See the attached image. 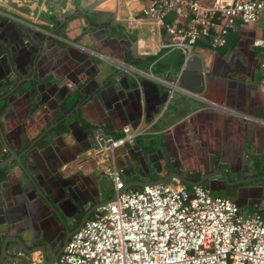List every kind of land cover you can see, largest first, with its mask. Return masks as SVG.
<instances>
[{
  "label": "crops",
  "instance_id": "crops-1",
  "mask_svg": "<svg viewBox=\"0 0 264 264\" xmlns=\"http://www.w3.org/2000/svg\"><path fill=\"white\" fill-rule=\"evenodd\" d=\"M147 2L0 0V161L7 163L0 168V244L6 248L12 237L16 248L50 243L96 215L114 192L112 166L120 183L170 177L166 183L187 189L177 175L191 185L210 171L213 178L201 185L211 194L243 213L261 211L264 168L252 171L250 162L264 150V48L251 41L264 36L263 16L236 19L222 47L196 44L179 86L202 99L173 92L150 133L111 151L105 140L99 144V135L113 140L122 126L152 120L167 92L109 59L167 81L176 77L180 54L162 46L167 34L141 17ZM94 127L99 135L91 134ZM33 179L41 196L32 191ZM30 238L36 242H21ZM36 255L19 250L0 264H30Z\"/></svg>",
  "mask_w": 264,
  "mask_h": 264
},
{
  "label": "built area",
  "instance_id": "built-area-1",
  "mask_svg": "<svg viewBox=\"0 0 264 264\" xmlns=\"http://www.w3.org/2000/svg\"><path fill=\"white\" fill-rule=\"evenodd\" d=\"M173 13L170 22L164 19ZM264 14V0H148L142 18L155 22L168 36L162 46L176 49L180 64L176 77L167 81L139 72L129 63L112 61L116 69L164 84L166 98L152 120L141 127H121V136L105 149L151 132L169 104L173 92L190 98L200 95L177 84V75L204 41L210 49L226 44L236 30L235 20L253 23ZM252 47L264 48V36ZM264 70V59L259 63ZM116 190L117 171L108 172ZM67 239L63 250L49 264H264V200L261 211L243 213L229 198L211 194L202 185L189 189L171 183L144 185L120 193L97 208ZM30 264H44L39 255Z\"/></svg>",
  "mask_w": 264,
  "mask_h": 264
},
{
  "label": "water",
  "instance_id": "water-1",
  "mask_svg": "<svg viewBox=\"0 0 264 264\" xmlns=\"http://www.w3.org/2000/svg\"><path fill=\"white\" fill-rule=\"evenodd\" d=\"M187 71H181L178 75H177V83L178 85L182 86V83H184V79L187 77L186 76ZM198 75V78H200L199 80V84H202V77L199 73H196ZM197 91V90H196ZM102 130H99L98 127H94L91 128V134L92 135H99L101 133ZM2 138V136H1ZM98 142L99 144L102 146L103 145V141L105 140L104 145H108L111 141V137L108 134L107 137H105L104 139H102L100 137V135L98 136ZM100 139V140H99ZM7 163H3L2 161H0V168H4V166ZM261 166V169L264 168V150H261L259 153L255 154V156L252 158L251 162H250V169L253 171L258 170ZM210 174H208L207 176H205V178L203 179H199L197 182H193V184L189 185L188 183H186V180L184 178H182L181 176L177 175L178 177V182L180 184H185L187 186H193V185H201L203 182L205 181H209L210 179L213 178V173H211L209 171ZM215 177V176H214ZM170 177H167L165 179L162 178H155L153 180H139V181H127V182H122L120 183V186L114 190L113 194L111 195V198L105 202H103L102 205L106 204L107 202L114 200L115 197L117 195H119L120 193H122L123 191L131 188V187H142L144 185H153V184H157V183H165L167 182V180ZM34 180V179H33ZM36 180H34L35 182ZM32 191H36L37 194H39L41 196V191H39V187L38 185L35 184L31 187ZM26 191V190H25ZM24 191V192H25ZM234 202V201H233ZM235 203V202H234ZM236 204V203H235ZM96 214H99V212H95ZM9 218V217H8ZM87 219V216L85 218H83V220L80 221V223L73 229V230H66L63 231L60 236L56 239V240H52L50 243L47 242V240L43 241V244H35L33 246H30L28 248H24V247H20V248H16V246H18V239L16 237H12L11 242L13 243L10 247V249L6 248L5 245L1 242L0 244V260L4 259V258H11L13 259V256L16 257L17 253L19 250H21L23 253L26 254H30L33 252H38L39 256L41 258V261L44 264H49L52 261L55 260V258L60 254V252L63 250V247L67 241V239L69 238V236L78 229V227ZM34 240H32V238H30V240H28V242H24L21 241L22 243L25 244V246H29V242H33ZM36 242V241H34ZM47 248H49V250H47ZM19 249V250H18ZM6 251H8V253H10L11 255H9ZM14 257V259H15Z\"/></svg>",
  "mask_w": 264,
  "mask_h": 264
},
{
  "label": "trees",
  "instance_id": "trees-1",
  "mask_svg": "<svg viewBox=\"0 0 264 264\" xmlns=\"http://www.w3.org/2000/svg\"><path fill=\"white\" fill-rule=\"evenodd\" d=\"M136 188H138V187H133V188H131V189H136Z\"/></svg>",
  "mask_w": 264,
  "mask_h": 264
},
{
  "label": "rangeland",
  "instance_id": "rangeland-1",
  "mask_svg": "<svg viewBox=\"0 0 264 264\" xmlns=\"http://www.w3.org/2000/svg\"><path fill=\"white\" fill-rule=\"evenodd\" d=\"M261 16H263V17H264V14H262Z\"/></svg>",
  "mask_w": 264,
  "mask_h": 264
}]
</instances>
